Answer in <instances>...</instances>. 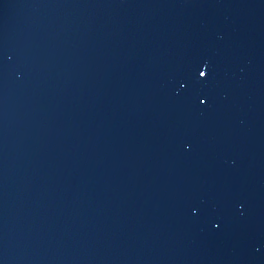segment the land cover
Here are the masks:
<instances>
[{
    "label": "water",
    "instance_id": "obj_1",
    "mask_svg": "<svg viewBox=\"0 0 264 264\" xmlns=\"http://www.w3.org/2000/svg\"><path fill=\"white\" fill-rule=\"evenodd\" d=\"M0 264H264V0H0Z\"/></svg>",
    "mask_w": 264,
    "mask_h": 264
},
{
    "label": "snow or ice",
    "instance_id": "obj_2",
    "mask_svg": "<svg viewBox=\"0 0 264 264\" xmlns=\"http://www.w3.org/2000/svg\"><path fill=\"white\" fill-rule=\"evenodd\" d=\"M208 75H209V73H208L207 69H205L203 71H199V76L204 78L205 80L207 79ZM201 103L206 104L207 101L206 100H201Z\"/></svg>",
    "mask_w": 264,
    "mask_h": 264
}]
</instances>
